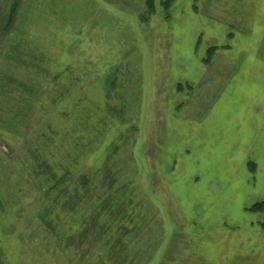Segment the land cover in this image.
<instances>
[{
    "label": "rangeland",
    "instance_id": "1",
    "mask_svg": "<svg viewBox=\"0 0 264 264\" xmlns=\"http://www.w3.org/2000/svg\"><path fill=\"white\" fill-rule=\"evenodd\" d=\"M105 144L141 208L123 264H264V0H0V264H82L26 148Z\"/></svg>",
    "mask_w": 264,
    "mask_h": 264
},
{
    "label": "trees",
    "instance_id": "2",
    "mask_svg": "<svg viewBox=\"0 0 264 264\" xmlns=\"http://www.w3.org/2000/svg\"><path fill=\"white\" fill-rule=\"evenodd\" d=\"M15 13V8L11 7L4 28L10 26ZM108 111L112 114L116 110L108 107ZM88 119L85 121L86 129L95 125ZM96 123L98 127L103 125V121ZM90 137L80 136L79 141L74 136L73 147L85 150L94 143ZM48 139V136L39 135L36 141L41 146L44 142L48 143ZM35 146L26 150L35 167L34 176L41 179L39 195L45 198V204L37 210L36 217L54 238L60 251H70L76 258L82 259V264L126 262L129 254L127 239L135 233L141 208L130 177L123 175L126 180H121V171L115 169L118 167V147L115 150L104 145L107 154L100 166L95 167L94 163L87 168H77L69 155L65 156L66 164L49 161ZM108 148L115 151L111 152ZM66 212L69 214L66 215ZM84 242L87 246L83 249L81 243Z\"/></svg>",
    "mask_w": 264,
    "mask_h": 264
}]
</instances>
